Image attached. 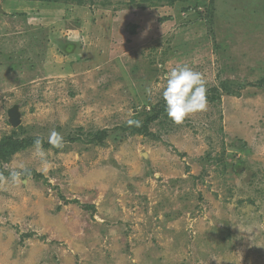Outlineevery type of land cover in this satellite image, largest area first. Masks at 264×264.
Instances as JSON below:
<instances>
[{
	"label": "rangeland",
	"instance_id": "374dc122",
	"mask_svg": "<svg viewBox=\"0 0 264 264\" xmlns=\"http://www.w3.org/2000/svg\"><path fill=\"white\" fill-rule=\"evenodd\" d=\"M184 64L208 110L133 132ZM7 137L0 264H264V0H0Z\"/></svg>",
	"mask_w": 264,
	"mask_h": 264
},
{
	"label": "clouds",
	"instance_id": "9594fccd",
	"mask_svg": "<svg viewBox=\"0 0 264 264\" xmlns=\"http://www.w3.org/2000/svg\"><path fill=\"white\" fill-rule=\"evenodd\" d=\"M164 79L166 86L163 89L162 98L166 105L167 116L174 124L182 125L185 119L191 115L208 110V82L201 72L184 64L172 68L165 74ZM146 92L150 94L151 89H146ZM126 124L128 127L139 128L142 126V122L136 119H128ZM49 143L54 148H62L63 137L53 130L49 135ZM34 147L35 155L45 165L43 170L46 173L48 162L40 138L35 139ZM19 168L20 171H12L10 175L13 182L22 183L24 181L21 180V176L28 170L23 164H20Z\"/></svg>",
	"mask_w": 264,
	"mask_h": 264
},
{
	"label": "trees",
	"instance_id": "16d2710c",
	"mask_svg": "<svg viewBox=\"0 0 264 264\" xmlns=\"http://www.w3.org/2000/svg\"><path fill=\"white\" fill-rule=\"evenodd\" d=\"M77 2H82V0H76ZM172 1V0H171ZM174 1V0H173ZM223 87H226V85H224ZM210 91H212L213 93L216 94V92H218V89L213 87L210 89ZM225 91L227 93L232 94V91L228 89H225ZM212 93V94H213ZM220 94L218 93L217 96H219ZM209 99H214L216 98L215 95L207 97ZM166 106H161L158 108V110L155 112V114H153L151 117L146 118V121H144V123H142V126L137 128V127H133L132 131L139 133V134H143L146 133V131L148 130V123L151 120H155L156 118H158L159 114L162 113L165 110ZM35 139H37V137H29L26 139H12L11 137H7L4 138L0 141V162L1 160H6L5 158H8L9 154L13 151H15L16 149H18L19 147H24V146H29L34 144Z\"/></svg>",
	"mask_w": 264,
	"mask_h": 264
},
{
	"label": "water",
	"instance_id": "95a60500",
	"mask_svg": "<svg viewBox=\"0 0 264 264\" xmlns=\"http://www.w3.org/2000/svg\"><path fill=\"white\" fill-rule=\"evenodd\" d=\"M10 122L13 126H17L20 123L19 114L16 108H12L9 112Z\"/></svg>",
	"mask_w": 264,
	"mask_h": 264
}]
</instances>
